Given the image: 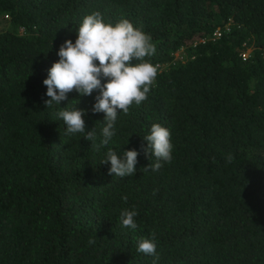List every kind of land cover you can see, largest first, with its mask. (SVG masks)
Segmentation results:
<instances>
[{
	"label": "trees",
	"instance_id": "trees-1",
	"mask_svg": "<svg viewBox=\"0 0 264 264\" xmlns=\"http://www.w3.org/2000/svg\"><path fill=\"white\" fill-rule=\"evenodd\" d=\"M93 11L149 33L159 66L99 151L56 115L78 101L99 144V91L48 108L43 84ZM153 123L174 145L155 172L142 170L155 163L143 139ZM109 148L137 150L134 175L108 174ZM132 208L136 230L119 219ZM142 238L158 264H264V0H0V264H152Z\"/></svg>",
	"mask_w": 264,
	"mask_h": 264
},
{
	"label": "clouds",
	"instance_id": "clouds-1",
	"mask_svg": "<svg viewBox=\"0 0 264 264\" xmlns=\"http://www.w3.org/2000/svg\"><path fill=\"white\" fill-rule=\"evenodd\" d=\"M230 20V26H231ZM76 40L66 39L59 47L58 57L48 69L43 84L47 86L45 106L50 108L55 103L67 99L68 93L75 91L79 96H90L95 90L99 94L95 97L92 107L93 113H104L101 139L96 143L95 128L85 131L83 116L86 110L64 107L56 113L57 120L66 125V134L81 133L92 141L97 151L107 146L115 136V123L118 114L128 115L133 104L139 106L148 98V93L155 85L158 76V65H154L147 58L156 52L152 36L126 19L121 18L116 23H106L99 11H93L83 17L76 29ZM252 48V47H250ZM102 80L104 82H102ZM147 141L144 149L146 156L155 158L142 170L155 172L161 167V161L171 163L174 145L171 131L159 123H153L149 134L143 136ZM138 152L135 149L123 150L117 154L109 148L101 160V164L110 163L108 174L124 178L132 176L137 171ZM233 156L228 154L226 161L231 163ZM127 196L122 200L127 202ZM138 212L124 209L120 213L122 227L136 230L138 225L135 217ZM90 238L88 243L95 244ZM157 244L153 238H142L138 241L137 252L152 256V264H158L159 256L156 252Z\"/></svg>",
	"mask_w": 264,
	"mask_h": 264
},
{
	"label": "built area",
	"instance_id": "built-area-1",
	"mask_svg": "<svg viewBox=\"0 0 264 264\" xmlns=\"http://www.w3.org/2000/svg\"><path fill=\"white\" fill-rule=\"evenodd\" d=\"M230 29H231V26H230V23H228L224 28L215 30L211 37H212V39L220 38L224 32H226ZM201 41H205V38L201 39ZM251 52H252V48L249 47V48L243 50L241 52V55L243 56L244 59H246L250 56ZM179 54H180V52L177 53V55H179Z\"/></svg>",
	"mask_w": 264,
	"mask_h": 264
}]
</instances>
